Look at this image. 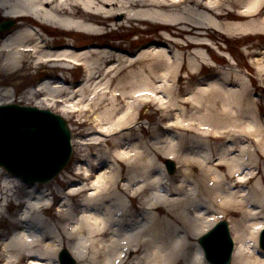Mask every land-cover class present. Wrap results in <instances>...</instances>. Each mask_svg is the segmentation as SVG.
I'll use <instances>...</instances> for the list:
<instances>
[{"label":"bare ground","instance_id":"bare-ground-1","mask_svg":"<svg viewBox=\"0 0 264 264\" xmlns=\"http://www.w3.org/2000/svg\"><path fill=\"white\" fill-rule=\"evenodd\" d=\"M0 9L16 20L0 33V85L51 66L57 80L43 81L28 99L41 95L37 106L62 103L67 112L83 97L98 110L95 135L79 143L97 152L84 156L79 181L57 193L58 213L47 186L31 184L21 196L18 187L27 184L0 171V208L19 210L0 213L7 222L0 264H58L66 246L80 264H211L198 240L224 217L235 242L231 264H264L256 249L264 226V105L252 80L264 87V50L250 54L251 78L212 57V43L221 50L218 41L264 35V0H0ZM95 25L164 32L133 53L120 44L79 50L48 37L93 38L103 32ZM69 64L84 69L79 85L53 71ZM13 91L0 89V105L15 103ZM144 107L161 114L151 133L163 138L149 144ZM161 158L178 162L177 175Z\"/></svg>","mask_w":264,"mask_h":264},{"label":"rangeland","instance_id":"rangeland-1","mask_svg":"<svg viewBox=\"0 0 264 264\" xmlns=\"http://www.w3.org/2000/svg\"><path fill=\"white\" fill-rule=\"evenodd\" d=\"M7 20L6 18L3 17V12L0 10V21ZM15 21V20H14ZM15 26V25H14ZM13 26V27H14ZM96 27H100L104 34L101 33V35L94 36L93 38H90L89 35L85 34H76V35H71V36H62V35H57L55 33H50L49 39L55 40V39H60L63 38L64 40H68L72 44H74L76 47H81L83 45L87 44H104V43H114V44H120L124 48H128L130 52L132 51L135 52L139 46V44H142L143 46L146 45L148 42H153L154 39H157L156 35H159V33L164 32L161 29H156V30H148L147 25H143L139 29L131 30L128 28L124 29H117V28H109L107 26H101V25H95ZM12 27V28H13ZM105 27V28H104ZM11 28V29H12ZM112 29V30H111ZM111 30V31H110ZM264 37L263 36H256V35H238L235 38H229L226 41H218V46L222 51H219L217 45L212 43V50H213V60H215L216 66H221V67H226L227 63L235 65V67L239 69H243L247 72L249 77L251 78V75H253V68L252 64L250 61L254 59V55H250L251 53L255 52H260L264 50ZM210 57V56H209ZM212 61V60H211ZM71 65L69 64V67L67 69H64V71H58L53 70L56 72L57 77H62L65 78L68 82L66 85L70 86H76L79 85L81 80L84 79V69L83 67H70ZM52 68L51 66H43L40 68L33 67L28 71H25L20 78L12 79L11 81H8V84L6 85H0V89H3L4 87L6 88H12L14 91V96L13 99L16 104L20 105H25V106H35L40 109H48L51 112L55 113L56 115L61 116L65 122L67 127L69 128L71 132V138L70 141L72 143V153H71V160L69 164L52 180H50L47 183H35L34 185H38L40 189L44 188L45 186L48 187V191L51 193V202H53L52 205V213L56 214L58 211L56 210L59 205L62 202V195H58V192H65L67 191V183L72 184L74 179L79 180V178L76 176L77 168L80 166H83L84 163V156L88 155L89 160H92L93 157L95 156L97 149L94 147L90 146H83L79 144L81 141L90 138L91 136L95 135V122L94 118L96 114L98 113L97 108L92 105H89L90 108L85 107L87 104L90 103V101H86V98H74L70 100L68 103L71 105H74L77 103L78 100L83 99L84 102L79 103V108H67V112L64 111V104L62 103H56V104H48L45 102H41L40 106H37V102L42 100L43 96L37 95L34 98L28 99L27 92L30 90L37 89L39 87V77L49 75L52 76V78L46 80V81H55L57 80L56 78H53V75L51 74ZM203 73L209 74L211 70L209 69L208 66L204 65V68H202ZM256 76V75H255ZM253 82V91L258 95V100L260 101V104L264 105V87L261 86V84L258 82V80L252 79ZM79 82V83H78ZM16 84V86H14ZM68 105V104H67ZM84 108V109H83ZM144 117H143V123L145 126V131H144V140L147 141V143H151L157 140H160L163 138V136L160 137H153L152 136V130L156 126V121L158 118H160V113L158 115L154 116H149V114L153 111L148 110L147 108H143L139 110ZM176 116L174 115L173 118ZM264 122V119H263ZM164 136L166 133H162ZM135 135H132L131 138H133V141ZM159 138V139H158ZM105 147H103L104 149ZM153 150V149H152ZM153 153V152H152ZM159 161L162 163L163 168L165 169V166L163 164V159H159ZM175 165L177 166L176 172L172 175H177L179 169H178V162L173 160ZM0 171H5L2 167H0ZM165 172L168 174V172L165 169ZM169 176H172L168 174ZM14 177V176H13ZM72 180H71V179ZM18 182L17 184L20 185L21 179H17ZM8 181V180H7ZM16 181V180H15ZM9 182V181H8ZM25 187V188H24ZM27 187V188H26ZM32 187L31 186H26L23 185L22 187H18L19 191L18 193L23 196L25 193V190ZM25 189V190H24ZM67 189V190H66ZM21 190V191H20ZM80 198V197H78ZM77 198H75L76 201ZM77 202V201H76ZM6 204V203H5ZM5 204L2 205L0 208V213L3 212L5 217H8V215H13L17 213L19 210L18 208H12V207H7ZM19 213V212H18ZM218 220H226L228 224L230 225V217H224V218H219ZM217 220V221H218ZM7 225L6 220L0 221V230H4ZM260 232V231H259ZM231 237L233 239L231 230H230ZM258 236L257 235V240H256V249L259 248L258 245ZM66 240V239H65ZM234 241V239H233ZM253 243H248L249 249H254ZM62 248H67L62 247ZM258 250H261L260 248ZM263 251V250H261ZM59 252V250H58ZM57 252V254H58ZM193 252V248L190 249L189 253L190 255ZM56 254V260L58 262V257ZM232 263V260H231ZM230 263V264H231ZM59 264V263H58Z\"/></svg>","mask_w":264,"mask_h":264},{"label":"water","instance_id":"water-1","mask_svg":"<svg viewBox=\"0 0 264 264\" xmlns=\"http://www.w3.org/2000/svg\"><path fill=\"white\" fill-rule=\"evenodd\" d=\"M13 20L0 23V31ZM71 134L65 120L49 110L18 104L0 105V166L26 182L44 183L54 178L70 159ZM168 172L174 163L165 160ZM211 264H229L233 243L228 223L219 221L198 240ZM260 247L264 249V230ZM60 264H76L66 249L59 253Z\"/></svg>","mask_w":264,"mask_h":264}]
</instances>
